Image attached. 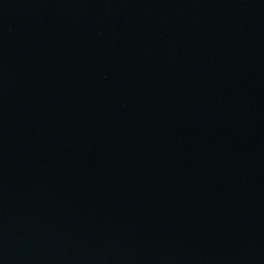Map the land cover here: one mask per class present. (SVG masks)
Listing matches in <instances>:
<instances>
[{"label":"water","instance_id":"water-1","mask_svg":"<svg viewBox=\"0 0 264 264\" xmlns=\"http://www.w3.org/2000/svg\"><path fill=\"white\" fill-rule=\"evenodd\" d=\"M0 264H264V0H0Z\"/></svg>","mask_w":264,"mask_h":264}]
</instances>
